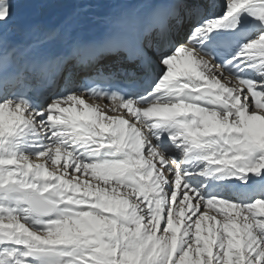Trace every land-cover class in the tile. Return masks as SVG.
<instances>
[{
	"label": "snow or ice",
	"instance_id": "1",
	"mask_svg": "<svg viewBox=\"0 0 264 264\" xmlns=\"http://www.w3.org/2000/svg\"><path fill=\"white\" fill-rule=\"evenodd\" d=\"M46 2L0 0V264H264V0Z\"/></svg>",
	"mask_w": 264,
	"mask_h": 264
},
{
	"label": "bare ground",
	"instance_id": "2",
	"mask_svg": "<svg viewBox=\"0 0 264 264\" xmlns=\"http://www.w3.org/2000/svg\"><path fill=\"white\" fill-rule=\"evenodd\" d=\"M72 7L73 4L70 2V0H48V2L46 3L38 4L36 6V11L45 18L54 20L64 12L71 10ZM233 82L235 83L236 81ZM86 99H88L90 103L100 104L101 107H104L105 105L108 104V102L103 99L92 100L88 97H86Z\"/></svg>",
	"mask_w": 264,
	"mask_h": 264
}]
</instances>
